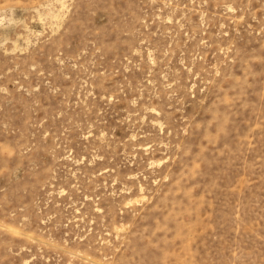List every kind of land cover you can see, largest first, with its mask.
<instances>
[{
    "label": "rangeland",
    "instance_id": "rangeland-1",
    "mask_svg": "<svg viewBox=\"0 0 264 264\" xmlns=\"http://www.w3.org/2000/svg\"><path fill=\"white\" fill-rule=\"evenodd\" d=\"M0 264H264V0H0Z\"/></svg>",
    "mask_w": 264,
    "mask_h": 264
}]
</instances>
